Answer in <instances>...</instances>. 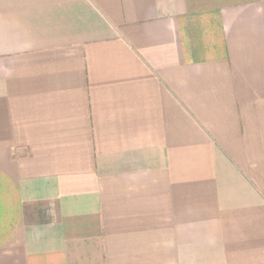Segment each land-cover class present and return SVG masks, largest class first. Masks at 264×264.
<instances>
[{"label":"crops","instance_id":"1","mask_svg":"<svg viewBox=\"0 0 264 264\" xmlns=\"http://www.w3.org/2000/svg\"><path fill=\"white\" fill-rule=\"evenodd\" d=\"M0 264H264V0H0Z\"/></svg>","mask_w":264,"mask_h":264}]
</instances>
